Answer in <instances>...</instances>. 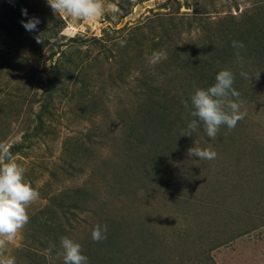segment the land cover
I'll return each mask as SVG.
<instances>
[{"label":"rangeland","instance_id":"1","mask_svg":"<svg viewBox=\"0 0 264 264\" xmlns=\"http://www.w3.org/2000/svg\"><path fill=\"white\" fill-rule=\"evenodd\" d=\"M102 2L78 21L0 0V144L39 192L5 257L63 264L64 236L89 264H264V0ZM225 69L244 118L216 139L202 124L185 135L182 102Z\"/></svg>","mask_w":264,"mask_h":264},{"label":"clouds","instance_id":"2","mask_svg":"<svg viewBox=\"0 0 264 264\" xmlns=\"http://www.w3.org/2000/svg\"><path fill=\"white\" fill-rule=\"evenodd\" d=\"M54 13H65L76 20H91L104 11L102 0H47ZM112 11H116L113 6ZM22 15L27 16V10L21 9ZM40 23L39 19L32 17L21 21L25 30L32 32ZM37 42L41 41L37 38ZM121 47L126 40L117 41ZM232 47L237 49L236 56L240 57L243 42L232 41ZM167 59L165 50H154L149 57V63L155 65ZM247 78V74L241 72ZM234 75L229 70H220L215 75V82L207 89L196 88L188 101H183L184 108L194 117L188 125L190 135L202 124L203 130L209 138L216 139L222 126L229 130L236 127L238 121L244 118L240 111L242 101L240 93L233 88ZM237 98V99H232ZM188 156L198 157L199 160H214L217 153L211 148L201 149L191 147ZM39 198L38 190L34 189L24 180V169L11 157L10 149L6 144H0V264H16L15 257H5L7 244L11 242L29 222L27 207ZM107 238V226L96 224L91 230V239L100 242ZM61 251L57 253L62 257L63 264H89L88 257L82 254L81 245L68 237H60Z\"/></svg>","mask_w":264,"mask_h":264},{"label":"trees","instance_id":"3","mask_svg":"<svg viewBox=\"0 0 264 264\" xmlns=\"http://www.w3.org/2000/svg\"><path fill=\"white\" fill-rule=\"evenodd\" d=\"M20 1H21V0H8V2H10V3H13V4L15 3L16 7L18 6L19 8H20L19 5L23 2V0H22L21 2H20ZM18 2H20V3H18ZM19 8H18V9H19Z\"/></svg>","mask_w":264,"mask_h":264}]
</instances>
